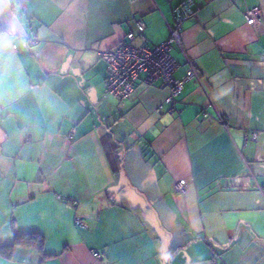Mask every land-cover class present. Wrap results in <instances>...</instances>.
Masks as SVG:
<instances>
[{
	"label": "crops",
	"instance_id": "obj_1",
	"mask_svg": "<svg viewBox=\"0 0 264 264\" xmlns=\"http://www.w3.org/2000/svg\"><path fill=\"white\" fill-rule=\"evenodd\" d=\"M180 1L0 0V264H264V0H194L173 104L105 94L99 52L138 19L164 41Z\"/></svg>",
	"mask_w": 264,
	"mask_h": 264
},
{
	"label": "built area",
	"instance_id": "obj_2",
	"mask_svg": "<svg viewBox=\"0 0 264 264\" xmlns=\"http://www.w3.org/2000/svg\"><path fill=\"white\" fill-rule=\"evenodd\" d=\"M194 3V0H182L173 7V23L169 25V35L164 41L152 46L133 44V40L145 28L144 21L138 19L135 21V29L127 32L122 41L99 52V56L107 62L105 94L115 97L119 106H123L124 100L130 95L138 81L143 80L151 83L157 79H160L167 89L164 101L173 104L182 92L184 82L195 75L194 69L190 68L184 77L175 78L173 73L178 67V62L171 54L172 45L180 43L184 21L195 14ZM244 17L247 24H258L260 21L259 7L254 6L247 9L244 12ZM221 121L227 123L225 118ZM187 184L186 179L179 180L176 182L175 188L178 191H185ZM58 197L66 199L61 195ZM75 222L81 227H85L87 223L84 218L79 216H76ZM93 256L99 257V253L94 251Z\"/></svg>",
	"mask_w": 264,
	"mask_h": 264
},
{
	"label": "trees",
	"instance_id": "obj_3",
	"mask_svg": "<svg viewBox=\"0 0 264 264\" xmlns=\"http://www.w3.org/2000/svg\"><path fill=\"white\" fill-rule=\"evenodd\" d=\"M14 241L36 247V249L42 254V257L43 258L45 257V254L43 253L44 240L42 235L38 233L19 234V235H15ZM9 246L11 247V245ZM5 255L9 257L10 252H7Z\"/></svg>",
	"mask_w": 264,
	"mask_h": 264
},
{
	"label": "clouds",
	"instance_id": "obj_4",
	"mask_svg": "<svg viewBox=\"0 0 264 264\" xmlns=\"http://www.w3.org/2000/svg\"><path fill=\"white\" fill-rule=\"evenodd\" d=\"M161 259H163V260H167V257H166V256H164V257H161Z\"/></svg>",
	"mask_w": 264,
	"mask_h": 264
}]
</instances>
